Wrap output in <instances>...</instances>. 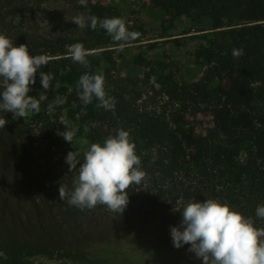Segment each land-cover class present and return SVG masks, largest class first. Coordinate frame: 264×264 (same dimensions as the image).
I'll use <instances>...</instances> for the list:
<instances>
[{
  "label": "trees",
  "instance_id": "1",
  "mask_svg": "<svg viewBox=\"0 0 264 264\" xmlns=\"http://www.w3.org/2000/svg\"><path fill=\"white\" fill-rule=\"evenodd\" d=\"M190 1L152 0L155 6L164 9L173 3L186 7ZM30 3L31 0H0V33H9L14 25L23 24ZM215 9L220 21L218 27H224V20L229 16L250 25L224 30L213 39L212 60L202 79L193 84V89L188 84L175 85L171 92L180 99L179 106L170 111L157 112L150 108L147 90L150 80L147 78L140 80L106 74L105 83L109 85L106 94L115 99L111 110L97 107V101L94 111L86 112L83 102L74 98L75 94L69 92L67 86L56 88V80L65 70L76 75L77 81L85 72L94 70L97 64L95 52H90L87 57L89 68L73 62L68 52L70 45L88 41L83 34H59L46 41L47 48L31 53L33 56H56L37 70L35 84L28 93L38 99L41 92H46L48 100L41 102V110L33 114V120L41 125L44 138L50 145L44 151L45 160L41 161L40 156L39 159L35 156L36 151L30 153L26 144L19 142L25 134L26 118L14 119L13 113L0 111V118L7 121L3 129L9 133L13 144L11 152L20 161V175L26 177L28 190L36 201L35 214H29L26 219L19 208L15 209L17 214L9 211V207L1 210L0 264H26L27 256L39 254H61L72 260L73 257L79 259L68 249L59 253L61 251L53 247L51 241L80 233L84 230L85 219L98 210L111 213L114 231L120 236L119 250L141 264H155L162 246L151 239L132 236L131 231L141 218L136 216L134 219L127 212L129 209L135 214H144L146 219L164 217L168 210L174 217H179L182 216L179 204H186L191 199L203 202L215 198L226 201L245 217H251L257 228H264V219L256 217L257 206L264 205V112L260 124H255V112L259 106H264V0H219ZM251 23H260L262 27L256 33ZM104 45L105 40L97 37L85 47L96 49ZM233 49H243V55L233 57ZM40 71L53 74L52 88L43 89ZM216 78H227L228 84L220 92L213 93L210 86ZM3 83L0 78V91ZM168 83L171 85V78ZM204 91L210 94L216 105V118H229L230 121L218 125L211 134L199 136L187 127L184 113L198 104L199 94ZM56 96L64 97L66 102L54 109H64L78 100L76 121L81 127H90L97 142L102 143L119 129L128 131L135 142L140 167L146 175L139 185L133 184L127 190L128 203L122 213L99 204L94 209L81 210L69 205L66 199H59L61 184L68 192L74 190L83 152L78 157L77 169L70 172L65 159L68 152L74 150L68 148L67 141L54 136V124L48 115L47 105ZM247 133L253 141L254 159L234 180L226 159L246 141ZM224 140L229 141L231 147H227ZM143 196L144 200L136 204Z\"/></svg>",
  "mask_w": 264,
  "mask_h": 264
},
{
  "label": "rangeland",
  "instance_id": "2",
  "mask_svg": "<svg viewBox=\"0 0 264 264\" xmlns=\"http://www.w3.org/2000/svg\"><path fill=\"white\" fill-rule=\"evenodd\" d=\"M219 0H204L202 3L191 0L188 6L173 3L168 9L155 6L152 0H87V7L80 5L79 0H31L29 13L23 24L13 26L9 33H3L10 38L15 46L27 44L29 53L44 50L46 41L64 33L83 34L88 41H78L84 47L90 40L97 37L105 40V45L96 49H85L95 52L97 64L90 73H95L103 65L104 75H121L126 78H147L150 108L161 112L164 109L173 110L179 106V98L171 92L175 85L193 84L199 82L212 60V41L218 38L224 30L239 29L250 25L240 22L234 16L224 20V27H218L219 18L215 6ZM83 14L95 15L98 20L119 17L125 20L128 31L138 32L135 40L127 42L113 41L99 25L95 30L89 26L80 29L72 22L73 17ZM253 31L262 27L260 23H251ZM109 37V41L108 38ZM93 42V41H92ZM123 45L122 51L116 49ZM56 56H49L52 58ZM172 79L171 85L168 79ZM76 75L63 71L56 80V88L67 86L68 91L79 98L76 90ZM228 84V79L216 78L212 81L213 93L220 92ZM58 85V87H57ZM30 85V91L32 90ZM153 88V89H152ZM29 91V93H30ZM105 91L109 85L105 83ZM173 95V96H172ZM96 98L90 104L84 105L86 112L96 108ZM78 100L73 101L64 109L48 111L49 118L54 124V136L62 141L58 135L66 129L60 120H67L70 126H78L74 143L67 142L68 148L81 152L87 146L76 143L81 137H86L89 144L97 142L92 130L77 123ZM216 105L206 91L199 94L198 104L191 106L184 113L187 127L197 135H208L221 123H227L229 118H216ZM264 112V106H259L255 112V124L258 126ZM25 134L19 142L26 144L30 153L36 151L40 160H45L48 139L41 131L39 123L33 120V114L26 118ZM234 122V120H232ZM9 133L0 129V214L1 210L9 207V211L17 214L16 208L23 213V218L35 214V199L29 192L26 177L20 175L21 166L11 152L13 144ZM246 141L237 148L227 159L228 171L231 178L237 180L246 171L254 159V145L249 133L245 134ZM227 147L229 141L224 140ZM215 146V145H214ZM213 146V147H214ZM42 154V156L40 155ZM214 156V155H213ZM212 156V157H213ZM39 159V158H38ZM217 164V163H215ZM231 179V180H232ZM143 198L139 199L140 203ZM186 204H179V209ZM147 207V206H145ZM129 209V208H128ZM16 211V212H15ZM127 212L135 219L140 216L141 222L135 223L131 231L132 236L144 237L158 242L162 246V253L155 264H203L202 258H197L194 252L189 251L190 245L185 244L176 248L170 235V226L179 225L182 216L174 217L171 210L165 212L164 217L146 219L144 214ZM120 236L114 231L111 213L107 210H98L85 219L84 230L68 238L52 239L51 245L62 253L65 249L73 251L79 259L73 260L64 255H33L26 257V264H141L135 258L119 250Z\"/></svg>",
  "mask_w": 264,
  "mask_h": 264
},
{
  "label": "clouds",
  "instance_id": "3",
  "mask_svg": "<svg viewBox=\"0 0 264 264\" xmlns=\"http://www.w3.org/2000/svg\"><path fill=\"white\" fill-rule=\"evenodd\" d=\"M80 5L87 7V0H79ZM80 29L89 26L95 30L99 25L113 41L135 40L140 35L128 31L125 20L119 17L99 19L95 15L83 14L71 20ZM123 50V45L116 49ZM70 58L85 68L90 67L87 57L90 53L82 43L68 47ZM233 57L243 55V49H233ZM46 55H30L27 44L15 46L7 35L0 33V78L3 79V90L0 91V111L13 113V118H27L41 110V102L47 101L46 92H41L38 99L30 96V85L35 84L38 69L48 65ZM43 89L52 88L53 74L40 71ZM58 87V85H57ZM76 90L84 105L98 101L97 107L111 110L115 99L106 94L103 65L95 73L85 72L76 83ZM66 99L56 96L48 103L47 109L52 112L56 106L63 105ZM0 118V129L6 124ZM66 129L58 131L65 141L74 143L78 126H70L67 120H60ZM87 126L84 131L87 132ZM76 143L87 146L83 151V162L80 163L78 179L74 190L68 192L61 184L59 199L81 210L94 209L98 204L105 205L110 211L122 213L128 203V189L139 185L146 173L142 168L140 156L136 154L135 142L128 131L119 129L115 135H109L102 143L89 144L86 137ZM81 151H69L65 162L69 171L77 169ZM155 159V157H154ZM180 210V209H179ZM182 220L179 225L170 226V235L176 248L190 245L189 251L203 264H264V228H257L251 217H245L231 208L225 201L207 198L203 202L189 200L182 208ZM256 217L264 219V205L256 208Z\"/></svg>",
  "mask_w": 264,
  "mask_h": 264
}]
</instances>
